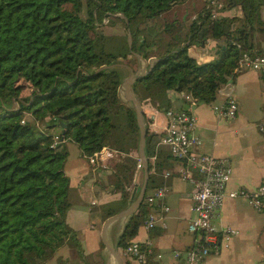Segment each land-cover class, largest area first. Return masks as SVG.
Masks as SVG:
<instances>
[{
  "label": "trees",
  "instance_id": "trees-1",
  "mask_svg": "<svg viewBox=\"0 0 264 264\" xmlns=\"http://www.w3.org/2000/svg\"><path fill=\"white\" fill-rule=\"evenodd\" d=\"M224 1L242 7L244 22L212 18L206 0H0V264H45L62 246L83 255L67 221V140L84 155L118 150L106 166L120 190L113 212L129 199L141 130L135 107L119 96L120 62L136 68L151 60L134 87L146 106V162L157 170L150 108L183 109L171 91L213 101L235 76L241 51L261 50H251V39L264 31V0ZM105 19L122 31L106 33ZM208 38L219 40L218 56L197 61L189 47ZM145 195L119 237L122 248L151 209Z\"/></svg>",
  "mask_w": 264,
  "mask_h": 264
},
{
  "label": "crops",
  "instance_id": "crops-1",
  "mask_svg": "<svg viewBox=\"0 0 264 264\" xmlns=\"http://www.w3.org/2000/svg\"><path fill=\"white\" fill-rule=\"evenodd\" d=\"M233 6L229 8L231 16ZM195 45L189 47V53L197 61H208L218 56L219 40L208 38L205 44ZM262 48L264 31H255L251 50ZM148 62L151 60L140 59L136 68L120 62L124 76L119 96L123 102L134 107L137 101L140 102L143 113L146 106L134 87L137 78L134 75L144 72ZM231 77L229 95L238 104L236 115L232 118L221 117L213 109V105L222 103L229 96L221 91L209 103L183 102L176 91L170 92V98L174 107L189 108L196 114L195 131L201 141L199 149L229 159L232 172L227 189H255L264 183V133L257 128V123L264 121V75L254 69H245ZM150 114L151 127L160 136L166 124L164 111L150 108ZM69 141L75 144L72 150ZM66 144L69 154L64 171L70 180L68 197L71 202L67 221L78 233L83 255L80 256L69 246H62L45 264H141L119 246L118 240L129 215L143 199L138 202L144 185L145 193L160 185L167 189L150 210L161 211L159 203L168 205L169 209L163 212L165 225L157 224L147 229L142 220L131 240H151L153 254L149 258L150 264H182V257L175 256V250L184 251L199 238L187 227L194 215L191 208L193 184L181 177L184 161L173 156L167 145L157 143L159 169L153 166L149 169L147 162L141 159L142 167L136 168L129 199L113 212L121 205L120 192L114 188L116 176L106 167L95 168L75 141L68 140ZM152 159L155 157L152 156ZM149 172L153 177L147 187ZM212 221L218 228L230 225L237 232L226 242H221L218 251H212L200 264H260L264 261V210L255 209L245 196H227Z\"/></svg>",
  "mask_w": 264,
  "mask_h": 264
},
{
  "label": "built area",
  "instance_id": "built-area-1",
  "mask_svg": "<svg viewBox=\"0 0 264 264\" xmlns=\"http://www.w3.org/2000/svg\"><path fill=\"white\" fill-rule=\"evenodd\" d=\"M206 1L212 18L230 14V7L224 0ZM245 69H254L264 75V48L257 53L241 51L233 70L237 73ZM178 93L191 104L197 101L190 94ZM213 109L221 117L232 118L236 115L238 104L235 98L229 95L222 103L213 105ZM164 114L166 124L158 136L157 143L167 145L173 156L184 161L181 177L191 180L193 184L191 208L194 215L190 218L187 227L189 231L199 236L198 240L184 251L175 250V256L182 257V264H200L212 251H218L221 242H226L237 232L230 225L218 228L213 224L212 220L220 211L225 198L245 196L255 209L264 210V183L255 189L239 187L228 190L227 183L232 172L231 163L226 157L216 156L199 149L201 141L195 131L196 114L189 108H168ZM257 128L264 133V121L258 122ZM120 155L118 150L103 146L100 150L85 156L95 168H103L111 159ZM136 167H142L141 158H138ZM166 191L165 186H157L146 193L144 201L151 207L155 206ZM158 205L161 211L150 210L143 219V225L147 229L157 224L165 225L163 212L167 211L169 206L160 203ZM125 250L141 264H150L149 258L153 254L150 239L144 242L131 240Z\"/></svg>",
  "mask_w": 264,
  "mask_h": 264
},
{
  "label": "water",
  "instance_id": "water-1",
  "mask_svg": "<svg viewBox=\"0 0 264 264\" xmlns=\"http://www.w3.org/2000/svg\"><path fill=\"white\" fill-rule=\"evenodd\" d=\"M130 34H129V41H130ZM138 76V75H137ZM136 75H134V78L137 77ZM232 80V77H230L226 83L224 84L223 87H221L219 89V91L221 92H224L225 94L229 95L230 94V90H229V86H230V82ZM135 110L137 112V118H138V122H139V126H140V130H141V138H140V157L141 159L144 161H146V155L144 153V145H145V124H144V117H143V111H142V108H141V105H140V102L137 101V103L135 104ZM63 139V137H62ZM145 169H147V166L145 164ZM145 188H146V185L143 186L142 190H141V197L139 198L138 202H140V199L144 196V193H145ZM135 193V189L132 193V196L134 195Z\"/></svg>",
  "mask_w": 264,
  "mask_h": 264
},
{
  "label": "rangeland",
  "instance_id": "rangeland-1",
  "mask_svg": "<svg viewBox=\"0 0 264 264\" xmlns=\"http://www.w3.org/2000/svg\"><path fill=\"white\" fill-rule=\"evenodd\" d=\"M233 15L237 16V18H240L236 21V24H241L242 22H244V19H242L243 17V11H241L242 7L239 4L234 5L233 7ZM261 13H262V19L264 20V6L261 8ZM226 16H231V14H228ZM106 22V24H104L103 29L106 33H117V32H121L122 31V24L121 23H115L113 24L112 22H109L108 19L104 20ZM195 45L192 44L191 46ZM195 46H201V45H195ZM198 51V49H196ZM56 137V136H55ZM68 141V140H67ZM69 143H71L69 141ZM70 145V148L72 150V145H75L73 142ZM75 147V146H74ZM68 148V147H67ZM69 151V150H68ZM75 149L73 151V155H74ZM69 154V153H68ZM72 154V151H71ZM68 157V156H67ZM67 159V158H66ZM70 161H71V157H70ZM117 190V189H116ZM118 191L120 192V190L118 189Z\"/></svg>",
  "mask_w": 264,
  "mask_h": 264
}]
</instances>
